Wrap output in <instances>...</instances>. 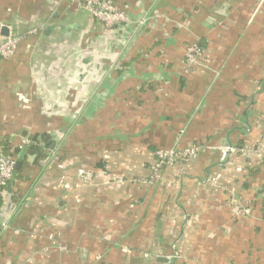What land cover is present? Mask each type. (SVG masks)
Returning a JSON list of instances; mask_svg holds the SVG:
<instances>
[{
	"label": "crops",
	"instance_id": "obj_1",
	"mask_svg": "<svg viewBox=\"0 0 264 264\" xmlns=\"http://www.w3.org/2000/svg\"><path fill=\"white\" fill-rule=\"evenodd\" d=\"M115 3L132 24L0 0V44L20 37L0 59V147L47 145L19 153L0 197V264H264V159L224 169L218 149L264 134V0ZM196 42L210 69L185 67ZM193 144L190 164L135 181L155 150Z\"/></svg>",
	"mask_w": 264,
	"mask_h": 264
},
{
	"label": "built area",
	"instance_id": "obj_2",
	"mask_svg": "<svg viewBox=\"0 0 264 264\" xmlns=\"http://www.w3.org/2000/svg\"><path fill=\"white\" fill-rule=\"evenodd\" d=\"M70 0H57L59 3H65ZM79 8L87 12V14L94 20L100 21L107 29L120 26H129L133 20L128 14L120 10L115 0H75ZM148 18L145 17L138 21L141 26L146 25ZM35 30H33V33ZM20 37L14 35L12 32L8 33L3 38L0 44V59H9L14 56L17 50ZM185 67L188 71L198 67L210 69L211 58L209 51L206 48L199 46L198 42L190 44L185 52ZM31 144L30 139L22 138L20 143L15 145L14 148L6 149L0 147V197L3 192L8 188L14 179L16 166L18 163V155ZM203 149L201 145H191L185 148L174 147L168 150L157 149L154 152V161L150 166V172L147 176H143L137 180L138 183L143 185L152 186L156 184L163 174L168 169L177 165H188L194 160L199 152ZM221 153L220 166L224 169H230L233 166L231 157L235 156L239 160L245 158H252L254 156L264 159V134L261 135L259 142L252 145H243L241 147L226 146L218 148ZM240 171L241 169L235 168ZM221 175H216L209 179L212 183H217ZM240 204V203H239ZM241 205V204H240ZM251 207L242 208L239 212L246 215L251 214ZM9 229L8 222L0 221V234L5 233ZM174 255L173 259H179L181 256L173 246Z\"/></svg>",
	"mask_w": 264,
	"mask_h": 264
},
{
	"label": "trees",
	"instance_id": "obj_3",
	"mask_svg": "<svg viewBox=\"0 0 264 264\" xmlns=\"http://www.w3.org/2000/svg\"><path fill=\"white\" fill-rule=\"evenodd\" d=\"M199 46H201L202 48H205V45H202L200 42H198ZM31 144L25 148V151H27V155H37L39 156V158H45L44 157V152H45V148H47L46 144L41 143L42 140L39 139V137L35 136L34 138L30 139ZM195 145V144H193ZM198 145V144H197ZM243 145H239L236 147H241ZM261 210L262 212L264 211V202L263 205L261 206Z\"/></svg>",
	"mask_w": 264,
	"mask_h": 264
},
{
	"label": "water",
	"instance_id": "obj_4",
	"mask_svg": "<svg viewBox=\"0 0 264 264\" xmlns=\"http://www.w3.org/2000/svg\"><path fill=\"white\" fill-rule=\"evenodd\" d=\"M46 142H48L49 144H51L50 143V137H48V138H46V140H45ZM55 148V146L53 145L52 146V149H54ZM18 168V164H17V166H16V169Z\"/></svg>",
	"mask_w": 264,
	"mask_h": 264
},
{
	"label": "rangeland",
	"instance_id": "obj_5",
	"mask_svg": "<svg viewBox=\"0 0 264 264\" xmlns=\"http://www.w3.org/2000/svg\"><path fill=\"white\" fill-rule=\"evenodd\" d=\"M153 186V185H152Z\"/></svg>",
	"mask_w": 264,
	"mask_h": 264
}]
</instances>
